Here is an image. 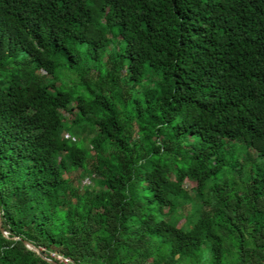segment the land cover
I'll return each instance as SVG.
<instances>
[{
    "label": "trees",
    "instance_id": "1",
    "mask_svg": "<svg viewBox=\"0 0 264 264\" xmlns=\"http://www.w3.org/2000/svg\"><path fill=\"white\" fill-rule=\"evenodd\" d=\"M0 225V264H264V0H0Z\"/></svg>",
    "mask_w": 264,
    "mask_h": 264
},
{
    "label": "rangeland",
    "instance_id": "2",
    "mask_svg": "<svg viewBox=\"0 0 264 264\" xmlns=\"http://www.w3.org/2000/svg\"><path fill=\"white\" fill-rule=\"evenodd\" d=\"M73 78H75V77L73 76ZM75 82H76V81H75ZM58 83H60V82H58V81L55 82L56 85H57ZM68 84H71V85H72L71 81H68ZM142 84H143V83H142ZM64 118H65L66 121H68V120L70 119V116L67 115V114H64ZM75 130H76V129H74L71 133L74 134ZM64 135H65V133H63V136H64ZM69 136H71V134H70ZM85 136H86V135H85ZM85 140H86V142H85V146H88V144H87V139H85ZM249 153H252V152L249 151ZM76 175H77V174L74 173V174H73V177L76 178ZM226 177H227V179H229V180L233 178V179L235 180V182H237L238 184L240 183V180H239V179H235V177H234L233 175H231V174H230V175H227ZM243 177H244V176H243ZM90 181H91L90 177L86 176V177H84V178L78 180L76 185H77L80 189H83V187H84L85 185L91 183ZM195 185H196V184H195L194 181H191V180H188V179H185V181L183 182V187H184L185 189H187L188 192H189L191 195H193V193H194L193 189H194ZM177 225H178L179 227H182V226L184 225V220H183V219L180 220V221L177 223Z\"/></svg>",
    "mask_w": 264,
    "mask_h": 264
},
{
    "label": "water",
    "instance_id": "3",
    "mask_svg": "<svg viewBox=\"0 0 264 264\" xmlns=\"http://www.w3.org/2000/svg\"><path fill=\"white\" fill-rule=\"evenodd\" d=\"M0 232L2 233V235L4 236V237H6V235H5V232L1 229V225H0ZM12 240H21L20 238H18V237H12L11 238ZM22 241V244H23V246L27 249V250H29V251H31L32 253H34L37 257H39L40 259H43L42 258V256H41V254L39 253V251H38V249H36L35 247H33L32 245H30L29 243H27V241H25V240H21ZM50 264H53V263H51V262H49Z\"/></svg>",
    "mask_w": 264,
    "mask_h": 264
},
{
    "label": "built area",
    "instance_id": "4",
    "mask_svg": "<svg viewBox=\"0 0 264 264\" xmlns=\"http://www.w3.org/2000/svg\"><path fill=\"white\" fill-rule=\"evenodd\" d=\"M50 258L53 259V260H56L57 262L59 263H62V264H74L72 263L70 260L62 257V256H56V255H50ZM46 262H51L50 260L48 259H44Z\"/></svg>",
    "mask_w": 264,
    "mask_h": 264
}]
</instances>
